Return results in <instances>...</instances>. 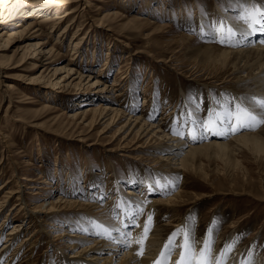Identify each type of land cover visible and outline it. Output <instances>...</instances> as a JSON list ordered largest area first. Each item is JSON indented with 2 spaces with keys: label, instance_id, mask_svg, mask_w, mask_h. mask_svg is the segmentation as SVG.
<instances>
[{
  "label": "rangeland",
  "instance_id": "374dc122",
  "mask_svg": "<svg viewBox=\"0 0 264 264\" xmlns=\"http://www.w3.org/2000/svg\"><path fill=\"white\" fill-rule=\"evenodd\" d=\"M233 1L71 0L61 4L59 11L75 8L74 15L63 18L60 24H56L58 26H55V29H52L50 23L37 25L41 27L43 34H38L35 31L37 27L30 25L31 22L41 19L40 15L31 12L37 2L30 0L28 7L17 10L18 18L28 26V33L13 47L5 51L0 50L13 66L9 70L19 76L15 82L12 77H5L0 73V132H7L11 142L8 149L3 146L0 138V188L8 179L11 180L6 183L7 192L4 193L5 189L0 191V201L4 207L0 210V251L6 250L2 264L10 257L13 264H28L27 261L30 260L34 262L31 264H49V261L53 264H63L65 253L71 258L70 254L76 252L67 247L74 238L70 233L90 234L85 228L92 227L87 224L89 218L84 209L86 206L80 204L71 207L65 199L76 198L89 203L98 201L100 204H106L111 209V216L117 220V213L113 212L112 205V198L117 195V183L113 181L117 179L123 189L134 188L135 194L131 195L140 200L133 203L142 204L144 201L146 206H150L144 217L151 216L154 226L157 223L158 227L163 226V240L158 250L164 248L170 235L174 245L176 241L183 243L180 230L184 229L190 231L195 241L213 242L215 252H219L222 246L227 244L228 252L234 248L236 252H240L241 258L246 254L256 256L260 262L264 261V155L259 156L243 146H236L237 149L231 154L234 162L200 153L192 162L193 170L187 168L189 170L184 171L183 181L178 180L170 190L159 183L160 177L167 179V175H164L167 172L147 165L151 163L146 152L150 151V148L155 149L151 146L155 144L152 142L164 141L159 139H164L161 134L164 131L174 135L179 133L180 138L193 141L190 137V120L194 117L190 118L189 113H196L198 121L208 124L210 114L214 115L215 112L217 115L218 103L223 106L220 109H224L225 105L229 106L228 101L235 98L236 89L233 91L231 87L242 89L240 92L256 91L253 80L248 79L242 85L235 84L237 72L232 66L226 68L213 57L201 60L202 55L190 52L191 49L210 42H218L219 46L223 47L228 45L219 42L223 39L224 30L220 35L214 23L229 12L247 14L244 9L248 8V1ZM240 2H243V5ZM54 16L52 13L51 18ZM236 18V15L232 17L233 20ZM239 19L238 17V22ZM13 20L8 14L1 17L0 30L5 29ZM205 21L213 23L207 25L204 24ZM65 23L74 25L63 34L61 31ZM75 30L77 37L73 35ZM182 33L196 38L187 40L181 37ZM7 36L6 33L4 38L0 39V47L6 46ZM46 39H49L48 42L40 46ZM77 41L80 42L79 47L76 45ZM25 43L23 49H18L19 44ZM237 46L254 47L255 44L248 42ZM36 50H55L53 53H44V57L50 56L52 60L48 66L39 65L37 57L42 54L37 53L33 57ZM212 50L213 56L219 53L217 48ZM71 51L75 53L72 54ZM4 59L5 56L0 55V61ZM65 64L72 65L84 73L91 72L92 76L80 78L77 72H54L65 67ZM95 78L102 81L99 86L107 85L116 89L106 93L115 97L114 102L127 114L140 115L150 124L158 121L162 131L157 133V129L152 128L139 138L129 134L126 135V140H121L122 135L128 132L126 129L124 133L112 139L110 136L116 132L119 125L100 134L103 124L90 129L85 122L72 120L69 112L101 100L102 97L94 96L93 92L86 93L91 98L85 95L84 99H78L81 92L94 90ZM8 83H14L15 86L11 88ZM47 84H50L51 88L44 87L42 90ZM35 86L42 87H39L41 91L38 92ZM119 92L124 93L117 95ZM212 96L216 97V105L212 102ZM128 117L129 115L121 119L122 123ZM198 125L195 126L196 131L199 130ZM263 133L264 130L261 133L264 137ZM199 139V142L209 140L201 133ZM225 139L228 138L222 140ZM123 141H129L131 144L123 148ZM145 142L148 143L145 153L140 152L139 148L134 150L136 145ZM155 151L156 149L151 150L152 153ZM148 177H151L150 181H154V187L156 186L149 192ZM45 178L51 184L43 182ZM18 187L23 189L24 197L20 200L19 193H13ZM180 187L184 188L181 193L184 200L175 203V207L152 201L161 194H175ZM7 195L9 197L5 198ZM60 195L64 197L65 202L59 203V217L53 221L62 225V228L46 224L48 230L39 232V216H29L27 209L23 210L22 207L33 208L45 199L48 204L50 200L57 201ZM16 200L21 203L17 205ZM17 221L25 225V228H21V235L14 243L4 248L5 236ZM93 230L91 228V234ZM34 232V238H39L37 247L31 251L32 249L26 246L23 250L25 255L22 253L14 256V249L20 240ZM53 233L62 235L56 237ZM207 236L211 238L205 239ZM108 245L112 246L111 243ZM117 258L113 257L114 264L117 263Z\"/></svg>",
  "mask_w": 264,
  "mask_h": 264
},
{
  "label": "bare ground",
  "instance_id": "6f19581e",
  "mask_svg": "<svg viewBox=\"0 0 264 264\" xmlns=\"http://www.w3.org/2000/svg\"><path fill=\"white\" fill-rule=\"evenodd\" d=\"M68 1H71V0H54V1L53 0H31V2H37V4L33 5L31 12H34L36 15H40L39 18H41V19L39 21L36 20V21L31 22L30 25L37 27V28H35V31L38 32V34H43V31L41 30V27L37 26V25H42L43 23H45V24L50 23L51 27L53 29L57 23L60 24L59 22L63 18L65 19L68 16H70L71 14L74 15V13L76 12L75 8L66 9L64 12L59 11L62 8V7H60V5L63 3H66ZM235 1H237V0H234L233 2H235ZM245 1H248L249 5L252 3V0H245ZM31 2H30V0H0V18L6 16V14H8L12 17V19H14L13 22L8 23L6 25L5 29L0 30V39H3L4 36L6 35V33L8 35L7 40H6V46L0 47V50L5 51V49L13 47V45L19 39H22L23 37H25V35H27L28 26H26L23 23V20L18 18V15H17L18 11L17 10L23 9V7H28L29 4H31ZM261 3H264V2H262V0H261ZM46 4H48L49 6H47ZM240 4L243 5V2H240ZM250 12H251L250 8H248L247 14L241 12V14L238 15L236 13L235 14H229L230 13L229 12L227 15H225L223 17H219L217 19V23H214L215 28L217 27L219 34L221 35V32H223L224 28L219 25V21H224V23L226 22V25H235L241 31H245V32L250 31L249 29L244 28L243 25L238 22V17L241 18L242 15L246 16ZM52 13L55 15L54 17H52L54 20L51 18ZM27 14L30 15V13H27ZM234 15L237 16L236 20L232 19V17ZM200 17H201V15H200ZM55 19L57 21H55ZM212 23L210 21H208L204 24L209 25ZM73 25H74V23L66 24L63 27V31H61V33L64 32L63 34H65L66 33L65 31L70 30ZM6 28H8L7 31H6ZM50 28H49V30H50ZM51 31L54 32V30H51ZM51 31H49V32H51ZM61 33H58V34L61 35ZM73 33H74L73 35L75 37L78 36L76 30ZM182 34L183 35H181V37L182 38L185 37L187 40H195V38H196V37L193 38V37H191L185 33H182ZM47 35H49V34H47ZM59 35H58V37H59ZM222 36L224 38L223 34H222ZM59 39H60V37H59ZM48 40L49 39H46L45 41L41 42L40 46L47 43ZM80 42H81V39H80ZM80 42L79 41L76 42V45L78 47H79ZM232 42H237V44L234 45V43H232ZM248 42L252 43V45L255 44V46L254 47L253 46H250V47L237 46L241 43L243 45V44H246ZM229 43L233 46L226 45L223 47V46H219L218 42H215V43L210 42L207 44L200 45L198 48L191 49L190 52H191V54L194 53L195 55H202V57H200L201 60H208L207 57H213L215 60L221 62L223 66H226V68L232 66V68H234L237 72V76H236L237 81L235 83L236 85H242L244 82H247L248 79L254 81L255 86H256L254 89V90H256L255 92H251V91H247L248 93L247 92H240L243 90L238 88V87H234V86L231 87L233 91H234V89H236L235 90V98L237 99L236 100L237 103H240L242 101L245 103H250L251 99L253 97H255L257 99L264 98V32H256L255 34L247 35L246 38H241L240 36H236L235 39H230ZM25 45H26V43L25 44H19L18 49H23L25 47ZM74 48H76V46H74ZM213 48H217L219 50V53H217L215 56H213V54H212ZM53 51H55V50H49V51H45V52H41V50H36L33 57L35 55H37V53H41L42 54L41 56H39V57L36 56L37 62L39 63V65L48 66L52 60H51L50 56L44 57V53H50V52L53 53ZM73 53H75V52H72V54ZM0 55L3 57L5 56V59L0 61V73H3V75L2 74L1 75L5 76V77H9V78L12 77V79H14V81H15L16 79L19 78V76H18V74H12V71L9 70L13 67L10 63V60H7L8 58H6L5 54L0 53ZM61 56H62V54H61ZM107 56H108V54H107ZM157 61H159V60H157ZM36 65H38V64L36 63ZM63 68H65V69H63ZM64 71H67V74H73V73L77 72L78 77H80V78H82L84 76H88V77L92 76L91 72L90 73H84L83 71H79L78 68H75L72 65L68 66L67 64H65V67L63 66V67H61V69H56L54 72L58 73V72H64ZM233 77H235V76H233ZM95 79L96 80L93 83V85L95 86L94 90L81 92V95L78 97V99H84L86 97L85 95L93 92L94 96L97 95L98 97H102L101 100L96 102L97 105L93 101V103L88 104L87 106H84L81 109H77L75 111L69 112L70 113L69 117L72 120H74V121L79 120V122H81V123L85 122L86 125L90 129H93V128L97 127L98 125L103 124L104 125L103 129L99 131L100 134L101 133L104 134L106 132H109L110 129L115 127V125H119L116 129V132H114L112 134V136H110L112 139L114 137L116 138L117 136L124 133V131L126 129H128V132L126 134L122 135L121 140H126L128 138V136L126 137V135H129V134L130 135L133 134L135 138H139V137H141V135H145V132L151 130L152 128L157 129V133L162 131V127L158 121L156 123L154 122L153 124H150L147 120L142 119L140 115L127 114L118 103L114 102L113 99H115V97L113 98V96L106 93V91H109V90L114 92L116 89L107 87V85L101 87L99 85H101L100 83H102V81L99 78H95ZM113 84L116 85V82H114ZM8 86L12 88L13 86H15V84L14 83H8ZM39 87L40 86L35 88L38 92L41 91V90H39ZM44 87L51 88L50 84H47V86H43L42 90H44ZM40 88H42V87H40ZM45 90H47V89H45ZM123 93L119 92L117 95H123ZM212 95H214V94H212ZM8 96H9V94H8ZM129 96H130V94H129ZM231 96H232V94H231ZM88 97H90V96H88ZM211 99H212V102L216 105V102H215L216 97L212 96ZM115 101H116V99H115ZM46 106H48V105H46ZM225 106H226V108H224V109H220L221 107L217 108V115H215L216 114L215 112H214L215 116L213 114H210L211 115L210 119H208V121H207L208 127L213 128L214 132L219 133V134H215L213 137H211L213 139L209 138L208 141L199 142L198 141L199 140L198 134L195 131V126H197L198 124H195V125L190 124L191 140L195 139L193 141H189L188 139H185L182 137L180 138L178 136L179 133H178V135L177 134L174 135V134H170V133L164 131L163 133H161L162 136L164 137V139L158 137L159 139H162L164 141L152 142L155 144H152L151 146L155 147L156 151L154 153H152L151 150L153 151L155 149L150 148V151L146 152L149 154L148 155V158H149L148 161H149V163H151V164H147V165H150V166L153 165L157 168L164 170L163 172H167L164 175H167L166 178L168 180L167 179L164 180L165 177H164V179H162L161 177L159 178L160 179L159 183L162 184L161 185L162 187H167L170 190L174 187L175 183L178 180L181 179L180 181H183L184 171L189 170L191 168V166L194 165L192 162L195 160L196 156L200 153H204V155H207L208 157L218 156L220 158H223L224 160H227V162L228 161L234 162L235 160H233V158L231 157V154L233 153L234 149H237L236 146H238V147L243 146V147H247V148L253 150V153H257V155H259V156L264 155V137L261 134L262 130H264V126H260L258 129L256 128V130H254V131L253 130H243V131L241 130V131H238L235 133L231 132V134L229 135V137H231V138L227 137L228 139L222 140L223 137L225 138V136H226L225 133H227V128L221 127L219 129H216L215 122H216L217 116L221 117V116H223V114L225 112L228 111L229 106L228 105H225ZM126 114L129 115V117L127 118L126 121H124L122 123L121 119L126 118L127 117ZM193 117H194V120H199V119H197L196 113H194ZM179 122H180V120H179ZM172 132L174 133V131H172ZM0 134H1L0 138H1V141L3 143V146H5L6 148L9 149L10 143H11L9 134L7 132H2V131L0 132ZM148 138H150V137H148ZM148 138H147V140H148ZM166 138H167V140H166ZM170 140L177 141V142L176 143L168 142ZM196 141H198V142H196ZM123 143H124L122 145L123 148L128 147L129 144H131L129 141H123ZM147 145H148V143L146 144V142L144 144L139 143L138 145H136L134 147V150H137V148H139V149H141L140 152H144L146 150V148H148ZM157 151H158V153H156ZM134 162H133V164H134ZM224 162L226 164V161H224ZM130 165H131V163H130ZM231 165H232V163H231ZM229 166H230V164H229ZM187 168H189V169H187ZM16 169H17V167H16ZM140 169H142V168H140ZM147 170H149V169H147ZM191 170H193V167L191 168ZM142 174L143 173H141L140 175L142 176ZM136 175H138V173H136ZM117 177H118V175H117ZM30 178H28V179H30ZM150 180H151V177H148V182H147L148 192H149V190L150 191L154 190L156 187V186L154 187V181H150ZM42 181L45 183L51 184V182L47 181L46 178ZM119 181H120L119 179H117L116 181H113V182L117 183V184L115 183L117 195L114 196L115 198L114 197L112 198V201H113L112 205L114 206L113 212L117 213L115 216H117L116 218H118V220L120 221L119 223H117L116 222L117 220L111 216V209L106 204H100L98 201H93V202L89 203L87 201H81V200H78L76 198L65 199V200H68L67 204L71 207L79 206L80 204L83 206H86L84 209L86 212H88V218H89L88 221L90 223V224L89 223H87V224L92 226V227L88 226V228H85L90 234H88V233L85 234L84 232L83 233H70V236H73L74 238H73L71 244H69L70 246H67V247H69L72 251L76 250V252H72L70 254V255H72L71 258H69L65 253L66 258L64 259L63 264H114L113 257H118L116 260V262H117L116 264H153L154 261H157L158 259H160V254H161L162 250L164 249V248H162L161 250H158V248H159V246L163 240V235H164L163 226L158 227V225H157L158 223L155 224V226H154L153 223L151 224V222H148L146 220V217H144L145 216L144 213L146 210H148V208L150 206L149 207L146 206V203L144 201L142 204L133 203V202H139V200H140V199H137L136 197H133V195H131V194H135L134 188L133 189L129 188V189L125 190L121 187ZM10 182H11L10 179H8L6 181V183H10ZM6 183L4 182L3 186H1V188H0L1 192H3L4 189H5L4 193L7 192L6 191L7 190L6 189L7 188ZM133 183H135V182L133 181ZM155 183H157V182L155 181ZM136 188H137V186H136ZM183 190H184V188L180 187L175 192V194H170V195L166 194L165 196H163L164 194H161L160 196H156L155 198H153L152 201L154 203L158 202L159 204L162 203L163 205L165 204V205L175 207V203H180L179 200H181V201L184 200L182 198L183 194H181ZM13 193H15V194L19 193L18 194L19 198L17 197L18 200L23 199V197H24L23 196V189H21V188L19 189V187H18V189L14 190ZM13 193L10 192V194H13ZM147 194H149V193H147ZM4 197L5 196H3V198ZM8 197H9V195H7L5 198H8ZM43 197L46 199L48 198L46 195H43ZM63 199H64V197H62L60 195L57 201L52 202V200H50L48 202V204H46L45 200H43L41 203L36 204L33 208L22 207V209L23 210L27 209V211L29 212V214H28L29 216L31 214L36 215L37 218L39 216V221H40V222H38L40 224L39 225L40 226L39 232H43V231L45 232L48 230L46 224L57 226V228L58 227L62 228V225L55 224L53 219L56 217H59L58 211L60 210V206H61L59 203H62L63 201L65 202V200H63ZM146 201H148V200L146 199ZM17 202H16L17 205H19L21 203V201L18 203ZM129 202H131V203H129ZM4 204H5V202H4ZM107 204H108V202H107ZM27 205H29V204H27ZM136 205H142V207L137 209ZM3 208H4L3 204L0 201V210H2ZM118 209L121 210V214L119 216H118V212H117ZM154 209H156V207H154ZM171 209H173V208H171ZM137 211L142 212L143 215L138 214L136 216L135 220L132 221V224L133 225H139V227H127L124 229L121 228L120 224L127 222L126 217L123 213H126L128 216H131L133 212H137ZM8 214H10V213H8ZM60 217H62V216H60ZM145 224H147V227L149 229V231L147 232L146 235L143 231ZM13 225H14V227L9 232H7V234L5 236L6 240H5V243H3L4 248H8L12 243H14V241L21 235V231H20L21 228L22 227L25 228V225H22V223H20L18 221L15 222V224H13ZM101 225H107V227H102ZM153 226H154V228H153ZM84 227H86V226L84 225ZM91 228L94 229L93 230L94 232L92 234H91ZM117 228L119 229V231L115 230ZM37 231L38 230H36V232ZM53 234L56 237L58 235H62V234H55V233H53ZM53 234H51V235H53ZM96 234H97V236H96ZM34 235H36L35 232L27 234V236H25L23 239L21 238L22 240H20V242L17 244L16 248L14 249L13 255L14 256L22 255L24 247H26V246H29V249H32L31 251H33L35 249L34 247L37 244V240L39 239V238H34ZM38 236H39V234H38ZM210 238H211L210 236L205 237V239H210ZM86 241H88V242H86ZM137 241H139V243H137ZM147 241H148V243H147ZM110 243L112 246L108 245ZM146 243H147V251L145 252ZM122 245H124V246H122ZM22 246H23V249H22ZM141 246H144V251H142V255L138 256L137 253L141 252ZM231 249L232 250L230 252H228L227 249L225 251V255H230V258L227 260V264H264V263H262L264 261L262 260V262H260L259 259L255 255H254L255 257H252L249 255L247 256L244 253H241V254H244V256H242V258H241L240 254H239L240 252L239 253L236 252L234 248H231ZM5 251L6 250H3L2 252L0 251V253H2V254H0L1 255L0 256V264H2V258H4V256H6V254H4ZM261 251H263V250H261ZM80 253H82V254H80ZM145 254L147 256H144ZM257 254H258V252H257ZM179 257H180V255L179 256L175 255L174 257L171 256L170 259H167V258L166 259H167L168 263L175 264V262L179 259ZM10 258L7 259L9 262H7V260H6V262L4 264H13L11 262L12 258H11V260H10ZM261 258H263V257H261ZM220 259L223 260V257H220ZM27 263L31 264L34 262H31V260H30V261H27ZM49 264H53L52 261H49Z\"/></svg>",
  "mask_w": 264,
  "mask_h": 264
},
{
  "label": "snow or ice",
  "instance_id": "6c2138e0",
  "mask_svg": "<svg viewBox=\"0 0 264 264\" xmlns=\"http://www.w3.org/2000/svg\"><path fill=\"white\" fill-rule=\"evenodd\" d=\"M248 8L251 9V12L246 16H242L239 19V23L250 31H241L235 25H226L224 21H219V25L224 28V38L219 41L221 44L233 46L229 43V40L235 39L236 36L246 38L247 35L255 34L256 32H264V3H261V0H252ZM248 8L244 9V11L247 12ZM201 30L203 31V26H201ZM235 99L236 98H233L232 101L228 102V111L225 112L223 116L217 117L215 122L216 129L226 127L228 132L235 133L241 130L254 131L256 128L264 126V98L257 99L253 97L250 103H245L243 101L235 103ZM220 107H222V105L218 103V108ZM188 115L191 118L194 116V113H189ZM191 123L193 125L199 124V130L202 136L209 133L219 134L218 132H214L213 128L208 127V125L202 121L193 119ZM140 207H142V205H136L137 209ZM117 212L119 216L121 210L118 209ZM123 214L127 220V222L124 223V227H139V225H133L132 221L135 220L138 214L143 215L142 212H133L131 216H128L126 213ZM151 219V216L146 217L148 222H150ZM116 222L119 223L120 221L117 219ZM101 226L107 227V225ZM115 230L119 231L118 228ZM143 231L145 235L149 231L147 224H145ZM180 231L182 232L180 238L183 243L174 246L170 235L169 240L166 242L160 254V259L154 261L153 264H167V259L171 258L176 248H180L181 254L175 264H227V260L230 258V255H225V251L228 248L227 244L222 246L219 252H215L213 242L209 240L195 241L192 239L190 231L184 229ZM137 243H139V241H137ZM137 255H142V250L138 252ZM220 257H223V260H221Z\"/></svg>",
  "mask_w": 264,
  "mask_h": 264
}]
</instances>
